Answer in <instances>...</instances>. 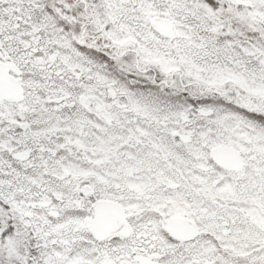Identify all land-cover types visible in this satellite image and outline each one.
<instances>
[{
	"label": "snow or ice",
	"instance_id": "obj_1",
	"mask_svg": "<svg viewBox=\"0 0 264 264\" xmlns=\"http://www.w3.org/2000/svg\"><path fill=\"white\" fill-rule=\"evenodd\" d=\"M0 264H264V0H0Z\"/></svg>",
	"mask_w": 264,
	"mask_h": 264
}]
</instances>
